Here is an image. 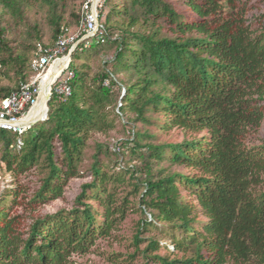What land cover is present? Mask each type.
I'll return each mask as SVG.
<instances>
[{
  "label": "trees",
  "instance_id": "16d2710c",
  "mask_svg": "<svg viewBox=\"0 0 264 264\" xmlns=\"http://www.w3.org/2000/svg\"><path fill=\"white\" fill-rule=\"evenodd\" d=\"M33 1L49 7L55 41L63 26L80 20L83 0H0V62H15L20 80L15 87L3 83L0 71V103L32 76L30 65V77L25 74L27 55L10 46L4 16H18ZM71 1L79 11L64 12ZM249 1L120 0L111 6L103 40L72 55L78 61L115 47L105 69L91 76L87 65L72 61L70 97L53 95L46 119L24 134L0 128V163L13 177L0 193V264H77L74 255L90 252L124 219L129 196L119 204L118 194L126 184L145 217L136 244L150 226L162 228L168 240L150 239L143 251L151 264H264V140H250L264 120V14L251 18ZM115 29L120 33L113 37ZM128 113L125 123L134 126L118 144L129 163L116 171L119 161L111 170L96 157L93 181L83 185L75 207L39 215L81 176L91 133L112 130ZM154 113L163 116L164 130L202 135L157 142L136 127L151 124ZM34 173L43 177L31 189L23 180ZM164 247L185 255H150Z\"/></svg>",
  "mask_w": 264,
  "mask_h": 264
},
{
  "label": "rangeland",
  "instance_id": "374dc122",
  "mask_svg": "<svg viewBox=\"0 0 264 264\" xmlns=\"http://www.w3.org/2000/svg\"><path fill=\"white\" fill-rule=\"evenodd\" d=\"M118 1L120 2V0H104V4L100 10L101 24L106 22L107 14L112 10L111 6ZM249 2L254 5V8L249 10L248 15L251 18L261 17L264 14V0H250ZM63 9L66 13L79 11V3L71 1V4H66ZM3 12L4 10L0 6V14ZM80 12L81 9L79 14ZM4 20L6 21L5 24L11 28L9 40L10 46L14 49L15 54L24 53L28 57L25 74L26 77L29 78L31 71L28 69V65H31L37 48L40 45H53L55 42L53 36L54 29L50 23L49 7L41 2L33 1L26 5L23 8V12L18 16L5 14ZM69 27L71 31L75 33L76 27H73V25H69ZM122 28L123 26L121 30ZM118 33H120L119 29L112 30L111 36L116 37ZM96 41V38L91 39V45ZM89 47L90 46H88V48ZM115 51V47L110 48L108 46H103L98 53L85 54V56L78 61L75 55L73 61L74 64L76 63V65L79 66L87 65L85 69L92 76L105 69V62L113 58ZM58 65L57 68L59 70L60 66ZM0 71H2L1 79L3 83L15 87L20 82L16 75L17 66L15 62H11L6 66H3L0 62ZM125 89L126 88L122 86L121 92L124 93ZM118 112L120 111L118 110ZM131 116L132 114L129 113L125 115L121 114V118H116L115 127L106 133H91L84 150L82 164L80 165L81 176L71 179L65 189L64 197L44 205L39 210V215L55 214L62 209L71 210L75 207L76 199L81 194L83 185L93 181L91 170L96 162V157H98L104 167L111 170L115 169V166L119 163L116 171H118L121 166H126L129 163L130 155L127 153L123 155L120 153L121 151L119 153L115 152V145L128 138L130 127L134 125L126 124L125 121L126 119L129 120ZM150 117L152 120L151 124L138 122L136 127L142 131L148 130L152 135L157 137V142L179 143L185 139H192L202 135L186 132L182 128L164 130L160 127L162 121L160 119H163L161 114L154 113ZM250 140L254 144H259L264 140V120L258 134L252 136ZM99 145L104 146L103 151H98ZM116 161L119 162L116 163ZM164 165L171 171L185 174L193 173L192 169L184 166H169L168 163ZM42 177V174L34 173L23 181L28 188L35 189L39 186ZM12 181L13 177L5 171L0 163V193L10 188L12 186ZM132 191V185L126 184L121 187L118 194V203H123L124 198L127 196H129L130 201V206L126 211L124 219L114 226L110 235L98 238L90 252L84 255H74L73 259L77 264H151L152 259L148 258L143 251L148 246L150 239L162 241L164 244L168 240L164 238L165 233L161 231L162 228L158 229L154 226H150L141 233L142 238H144L143 242L138 245L136 244L135 236L140 231V223L145 217L144 213L140 210L139 196L130 195L129 193ZM170 248H172V246H170ZM189 254L190 252H186V255ZM150 255H162L169 257V259H176L181 258L185 254L176 251L170 253L164 247L158 252H150Z\"/></svg>",
  "mask_w": 264,
  "mask_h": 264
},
{
  "label": "built area",
  "instance_id": "2783aa9c",
  "mask_svg": "<svg viewBox=\"0 0 264 264\" xmlns=\"http://www.w3.org/2000/svg\"><path fill=\"white\" fill-rule=\"evenodd\" d=\"M103 4L104 0H83L80 20L75 33L71 31L69 26H63L61 34L53 45H40L37 48L30 65L31 79L22 82L17 90L12 91L0 103V128L24 134L36 122L46 119L48 105L45 113L36 120L33 121L28 118L33 115V110L41 99L45 89V80L59 61H62L64 65L49 84L47 102L53 95L61 98H68L72 95L73 80L76 76V72L72 68V55L76 50L82 51L91 46L90 40L93 38H96L97 41L103 40L100 17ZM105 84L109 85V81H106ZM125 95L126 89L122 94L119 106L122 105V98ZM115 151H121L118 143L115 145Z\"/></svg>",
  "mask_w": 264,
  "mask_h": 264
},
{
  "label": "bare ground",
  "instance_id": "6f19581e",
  "mask_svg": "<svg viewBox=\"0 0 264 264\" xmlns=\"http://www.w3.org/2000/svg\"><path fill=\"white\" fill-rule=\"evenodd\" d=\"M57 65L60 66L59 70L57 68ZM63 65L64 64L62 63V61H59L53 67L52 73L45 80V84H44L45 85V89L42 92L41 99L38 102V104L35 107V109L33 110V115L28 118L29 120H33V121L36 120L40 116V114L44 111V109L47 108L46 107L47 106L46 102H47V97H48V94H49V84H50L51 80L55 77V75L60 72V70L62 69Z\"/></svg>",
  "mask_w": 264,
  "mask_h": 264
},
{
  "label": "water",
  "instance_id": "95a60500",
  "mask_svg": "<svg viewBox=\"0 0 264 264\" xmlns=\"http://www.w3.org/2000/svg\"><path fill=\"white\" fill-rule=\"evenodd\" d=\"M49 101L47 102V105H48Z\"/></svg>",
  "mask_w": 264,
  "mask_h": 264
}]
</instances>
